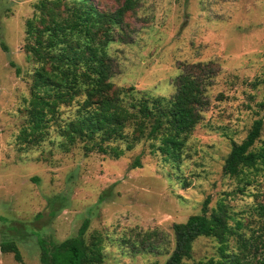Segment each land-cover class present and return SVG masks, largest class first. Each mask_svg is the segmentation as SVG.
Listing matches in <instances>:
<instances>
[{
    "label": "rangeland",
    "instance_id": "rangeland-1",
    "mask_svg": "<svg viewBox=\"0 0 264 264\" xmlns=\"http://www.w3.org/2000/svg\"><path fill=\"white\" fill-rule=\"evenodd\" d=\"M34 1L0 0V241L14 240L21 259L0 252V264H39L36 238L60 241L84 218V237L102 238L101 264H162L173 248L171 225L198 213L206 197L207 212L222 199L228 224L242 220L247 236L253 206L264 203V169L241 187L221 167L230 142L257 118L254 147L264 141V0H135L124 35L108 44L110 80L132 93L169 97L179 74L210 72L201 118L177 162H163L144 140L118 158L83 153L79 141L65 149L60 129L75 102L60 105L39 144L19 142L34 66L23 50L24 20ZM135 156L140 166L131 167ZM234 245L230 237L228 249ZM216 246L199 236L187 261L214 255Z\"/></svg>",
    "mask_w": 264,
    "mask_h": 264
},
{
    "label": "trees",
    "instance_id": "trees-1",
    "mask_svg": "<svg viewBox=\"0 0 264 264\" xmlns=\"http://www.w3.org/2000/svg\"><path fill=\"white\" fill-rule=\"evenodd\" d=\"M135 4V0H115L113 8L103 9L91 0L32 3V15L24 20L23 50L34 66L23 108L26 118L16 136L20 143L39 144L60 105L75 102V115L60 129L65 149L79 141L83 153L95 151L118 158L132 144L144 140L163 162L180 159L201 118L210 72L202 77L179 74L169 97L116 87L110 80L112 62L106 48L124 35L125 19ZM261 126L262 118L253 120L240 142H230L223 158L222 173L237 179L241 187L264 169V141L254 147ZM137 166L139 156L133 158L131 167ZM207 203L206 197L198 213L171 225L173 248L162 264H264V203L257 201L253 206L256 226L247 236L239 231L242 220L228 224L232 217L222 199L208 212ZM87 225L84 218L74 235L60 241L37 237L39 264H101L102 238L92 232L86 239ZM199 236L215 240V253L203 260L187 261L192 242ZM230 237L235 250L228 249ZM0 252L21 260L14 240H1Z\"/></svg>",
    "mask_w": 264,
    "mask_h": 264
}]
</instances>
